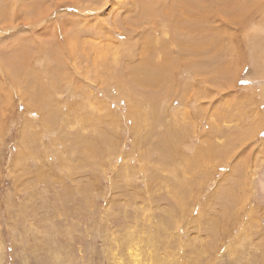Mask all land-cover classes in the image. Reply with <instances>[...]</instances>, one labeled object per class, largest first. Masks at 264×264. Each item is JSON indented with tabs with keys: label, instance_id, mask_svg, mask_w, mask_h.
<instances>
[{
	"label": "rangeland",
	"instance_id": "obj_1",
	"mask_svg": "<svg viewBox=\"0 0 264 264\" xmlns=\"http://www.w3.org/2000/svg\"><path fill=\"white\" fill-rule=\"evenodd\" d=\"M141 1L0 0V264H264V0Z\"/></svg>",
	"mask_w": 264,
	"mask_h": 264
},
{
	"label": "bare ground",
	"instance_id": "obj_2",
	"mask_svg": "<svg viewBox=\"0 0 264 264\" xmlns=\"http://www.w3.org/2000/svg\"><path fill=\"white\" fill-rule=\"evenodd\" d=\"M97 1V0H96ZM151 2H153L154 1V3L155 2H159V7L160 6H162V5H164L165 3H164V1L163 0H150ZM166 1H169V3L170 4H172V7L173 8H176V6H178L179 7V9L181 10V11H179V13H178V9L176 10V12L178 13V16L177 17H172L171 16V10L170 11H168V10H159L160 12H162V17L164 18V19H166L167 18V21H169V20H171V22H172V28L173 29H176V28H179V27H181V26H186L187 27V29H190V28H192V27H195V25H196V23H195V21H196V16L199 14V16H201L202 15V13L203 12H205L208 8H209V10H210V7H222V10H229V9H233L234 10V8L235 9H239V7H235L236 5H238V3H236L235 1V3L233 2V0H166ZM33 2V1H32ZM139 2V1H138ZM141 2H144V0H142ZM177 4V5H176ZM199 4L201 5V8H199ZM74 5H76V1H74L73 3H71L70 5H66L65 4V6H64V8H69V7H75ZM141 5V4H140ZM142 5H144V3L142 4ZM146 6V5H145ZM144 6V7H145ZM80 8V7H79ZM86 8V7H85ZM133 8H135V7H133ZM76 9V8H75ZM143 9H145V8H143ZM80 10V9H79ZM146 10H147V8H146ZM158 10V9H157ZM212 10H213V8H212ZM142 11V10H141ZM150 11H152V10H150ZM156 11V10H155ZM82 12V11H81ZM93 12V11H92ZM146 12H148V11H146ZM210 12L208 11V13L207 14H209ZM156 14H157V12H156ZM204 14V13H203ZM148 15H150V14H148ZM155 15V14H154ZM57 16V15H56ZM152 16V14L150 15V17ZM175 16V15H174ZM207 17V16H206ZM186 20H185V19ZM199 19V18H198ZM61 20V19H60ZM133 20V19H132ZM138 21H140V20H138ZM198 22V21H197ZM65 28V27H64ZM183 28V27H182ZM180 29V28H179ZM180 30H182L183 31V29H180ZM195 30V29H194ZM63 31V30H62ZM175 32V31H174ZM80 38V37H79ZM191 39H193V38H191ZM195 40V39H194ZM67 42V41H66ZM192 42H194V41H192ZM189 43H191V42H189ZM52 44V43H51ZM65 44V43H64ZM188 44V43H187ZM66 45V44H65ZM181 45H183V44H181ZM185 46V45H184ZM188 47V46H187ZM189 47H191V45L189 46ZM193 48V47H192ZM188 49V48H187ZM190 50V49H189ZM188 50V51H189ZM191 50H193V49H191ZM195 51V50H194ZM194 51H192V52H194ZM189 52H191V51H189ZM56 53H60V52H56ZM105 54V53H104ZM193 54V53H192ZM52 56H53V54H51ZM54 55H55V53H54ZM59 55H57V57H58ZM80 56V55H79ZM173 57H175V56H173ZM54 58V57H53ZM164 58H166V57H164ZM159 65V64H158ZM160 68V67H159ZM165 68V67H164ZM129 71L130 72H132V73H136L137 72V74H138V72H139V70H137V68H136V66L135 67H133V69H131V67L129 68ZM162 71H164V70H160V73H162ZM173 73V72H172ZM172 75V74H171ZM9 76H11V75H9ZM133 77H134V75H132ZM131 76V77H132ZM167 77V76H166ZM171 77V76H170ZM169 77V78H170ZM163 78V77H162ZM139 79V78H138ZM147 79H150V80H148V81H146L147 83H149V84H154L155 82H156V77H151V75L147 78ZM171 79V78H170ZM54 82V81H53ZM133 82V81H132ZM141 84V83H140ZM153 86V85H152ZM91 127V126H90ZM236 141H238V140H235V142H233V143H231L230 144V146L231 145H233L234 143H236ZM224 146V145H223ZM227 148V147H226ZM225 149V148H224ZM262 184H264V182L262 183ZM228 203V202H227ZM219 205V204H218ZM224 228H226V226H224ZM216 229V228H215ZM217 231H219L218 229H217ZM210 233H211V235H209V238H211V241L212 240H214L215 238L217 239V237H218V234H221V236H222V238L221 239H224L225 238V235L223 234V233H218V232H216L215 230H211L210 231ZM209 233V234H210ZM228 233V232H227ZM200 235V234H199ZM189 236V235H188ZM198 237V236H197ZM202 237V236H201ZM195 238V237H194ZM228 238V237H227ZM132 240V238H128L127 237V241L125 242V243H128V250H127V252L129 253V256L131 255L132 256V259H131V262H129V263H125V260L123 259V258H117V260H116V262L114 261V262H111V263H114V264H139L138 262L140 261V259H141V257H140V253H137V247L135 248V246H133V244H132V242H131V240ZM219 239V238H218ZM123 240V239H122ZM211 241H210V243H211ZM215 241V240H214ZM214 241H212V242H214ZM225 241V240H224ZM130 242V243H129ZM217 242V241H216ZM209 243V242H208ZM212 244V243H211ZM121 245V244H120ZM125 245H127V244H125ZM211 246V245H210ZM111 247V246H110ZM122 247V246H121ZM116 248V247H115ZM119 248V247H118ZM138 249H139V247H138ZM216 249V248H215ZM213 250V252L215 253V251L216 250ZM120 250H122V249H120ZM140 250V249H139ZM115 251H117V250H115ZM119 251V250H118ZM117 251V252H118ZM121 252V251H120ZM124 253H125V251H124ZM106 254V253H105ZM115 254V253H114ZM119 254V253H118ZM153 254V253H152ZM208 254H209V256H210V250H208ZM229 255H232V254H230V252L228 251V253L226 254V256H224V259H226V260H228V256ZM143 256V255H142ZM147 259L149 260H151V262L150 263H145V264H161V261H159V255H155V256H152V258L150 257V255L147 253ZM127 257V256H126ZM213 257H215V254L213 255ZM112 258V257H111ZM229 258H231V257H229ZM115 259V258H114ZM145 259V258H144ZM162 259V258H161ZM233 259V258H232ZM143 260V259H142ZM226 260H223L222 259V257L221 258H215V259H213V261L212 260H210V259H208L206 262H205V264H226ZM97 262H100L101 264H102V257H101V259H99ZM233 262V261H232ZM96 263V262H95ZM142 263V262H141ZM166 264H167V262H166ZM171 264V263H170ZM228 264H232V263H228ZM262 264V263H261Z\"/></svg>",
	"mask_w": 264,
	"mask_h": 264
}]
</instances>
